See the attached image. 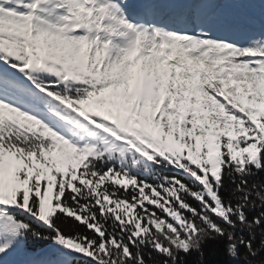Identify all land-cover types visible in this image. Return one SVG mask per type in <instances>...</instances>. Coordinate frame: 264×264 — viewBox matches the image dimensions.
Returning <instances> with one entry per match:
<instances>
[{"label":"snow or ice","instance_id":"6c2138e0","mask_svg":"<svg viewBox=\"0 0 264 264\" xmlns=\"http://www.w3.org/2000/svg\"><path fill=\"white\" fill-rule=\"evenodd\" d=\"M254 3L0 0V264H264Z\"/></svg>","mask_w":264,"mask_h":264},{"label":"trees","instance_id":"16d2710c","mask_svg":"<svg viewBox=\"0 0 264 264\" xmlns=\"http://www.w3.org/2000/svg\"><path fill=\"white\" fill-rule=\"evenodd\" d=\"M239 8H244V9L250 8V9L257 11L260 15L261 12L264 11V3H254V4H246V5L226 4V8H223V10H235V9H239ZM168 174L171 175L172 173H168ZM261 178H264V173H260V175L258 177H256L255 179H261ZM259 211H260V209H257L256 213H258ZM256 213H252L251 215H255ZM259 241H260V236H259V232H258L257 239H256L257 246L259 245ZM41 247H46V246H41ZM45 256H46L45 253H41L37 257H35V259L42 260L45 258ZM153 256H156V254L153 253ZM262 257H264V254H262ZM262 257H257V259H261ZM145 258L147 259V256ZM157 258L163 259V257H157ZM219 259L222 261H227L228 257L226 255H221L219 257Z\"/></svg>","mask_w":264,"mask_h":264},{"label":"rangeland","instance_id":"374dc122","mask_svg":"<svg viewBox=\"0 0 264 264\" xmlns=\"http://www.w3.org/2000/svg\"><path fill=\"white\" fill-rule=\"evenodd\" d=\"M217 6V5H216Z\"/></svg>","mask_w":264,"mask_h":264}]
</instances>
